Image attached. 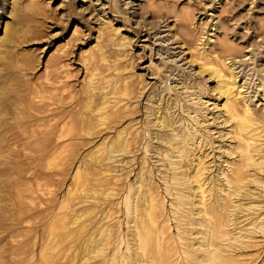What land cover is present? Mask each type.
Listing matches in <instances>:
<instances>
[{"label": "rangeland", "instance_id": "rangeland-1", "mask_svg": "<svg viewBox=\"0 0 264 264\" xmlns=\"http://www.w3.org/2000/svg\"><path fill=\"white\" fill-rule=\"evenodd\" d=\"M209 36L205 49L219 40L238 54L255 40L236 69L251 96L264 83V0H0V264H44L50 227L54 264H264V164L242 169L232 188L241 157L224 100L189 55ZM57 55L70 74L65 150L51 131ZM123 85L121 102L104 96ZM158 108L174 132L154 119ZM129 121L147 140L118 153L116 131ZM171 134L185 139L170 143L179 156L157 139ZM182 153L183 176L171 168Z\"/></svg>", "mask_w": 264, "mask_h": 264}, {"label": "bare ground", "instance_id": "bare-ground-1", "mask_svg": "<svg viewBox=\"0 0 264 264\" xmlns=\"http://www.w3.org/2000/svg\"><path fill=\"white\" fill-rule=\"evenodd\" d=\"M219 26V25H218ZM212 29V28H211ZM220 30V29H219ZM212 31V30H211ZM221 32V31H220ZM222 33V32H221ZM216 35V34H215ZM213 35V36H215ZM226 35V34H225ZM218 37L216 36V39ZM259 37H256V39ZM211 36H209L206 39V43L199 49V52L196 53H189L190 58L192 59V62L195 63L196 67L198 68V71L201 73H206V75L214 80L216 82L215 90L218 97H222L224 100V103L221 106L222 113L224 116H226L224 122L227 124H231V127L233 128L234 136L233 139L236 140V149L239 152V156L241 157V162L239 165H236L230 174L231 180L229 183L232 185V188L238 187V182H241L244 179V175L242 173V169H248L250 166H262L264 162H256L258 159L253 158V154H259L260 151H262L261 146L264 147V95L262 91L264 90V83L255 85L254 90H252L253 94L251 96H246V90L247 84L245 79L242 80L243 76L238 72H236V69L240 68L242 65H244L247 61L252 60V50L254 51L258 46L257 43L250 42L247 47H251V49H248L250 51L246 52L245 54H241V52L235 53L233 51L227 50L226 47L223 46V44L217 40L215 42L216 44H209L207 49H205V45L208 44L210 41ZM261 39V37H260ZM259 39V40H260ZM216 41V40H215ZM257 42V41H256ZM263 42V41H262ZM260 42H258L259 44ZM247 47H244L247 48ZM243 49V51H244ZM245 52V51H244ZM63 56L57 55L54 56L50 60V64L52 67H54L53 71L48 74V81H49V87L50 89L55 93L54 96H59L62 100L52 99L51 105L53 106L52 109V116H54L53 124L51 127V131L55 134L56 140L60 143L61 148L64 150L67 148V137L69 135V98L70 95L67 94V90L69 88V79L70 74L68 72V66L65 64H60L63 60ZM98 60L103 61V58H98ZM95 61L92 60V63L89 64L86 63L85 67L88 69V83L89 87L93 84V80L95 79V76H98V74L92 73L93 64ZM90 65L88 68L87 66ZM57 66V67H55ZM236 66V67H235ZM264 70V67H263ZM262 72V70H261ZM257 87L261 88L260 93L255 90ZM115 89V90H114ZM109 93H104V96H109L111 94H119V102H121V99L125 98L126 96V88L125 85L110 89L108 91ZM251 92V91H250ZM249 92V93H250ZM258 97L259 99H256L255 104H252V107L250 105L252 98ZM63 101H66L63 103ZM260 101V104L262 105L260 108L256 107L257 103ZM178 106V107H177ZM122 107L126 108L127 105L124 103L122 104ZM176 107L180 110L179 105H176ZM148 109V108H147ZM160 108L156 109V111L152 114L154 115V119H162V128L166 131L174 132L175 128L173 127V122L170 117H160L158 114ZM177 110V109H175ZM128 111L123 109L122 112L118 113L115 117V123L119 124L123 119H125L128 116ZM98 113V110H96ZM150 112V111H149ZM163 113V110L160 112V114ZM96 114V113H95ZM89 119H84V124L89 125L90 121ZM92 121V120H91ZM98 124H100V121H97ZM132 121H129V124L119 130L116 131V141H117V151L118 153H127V152H134L140 150V145L143 141L146 139V133L143 131H140L137 133L136 130H134V125L132 124ZM158 125V124H157ZM185 126V125H184ZM189 126V125H188ZM187 126V127H188ZM180 128L184 127L179 126ZM193 126L189 127L185 132L188 133V135H192L196 128H192ZM129 130H132V132H129ZM147 130V129H146ZM148 131V130H147ZM135 132V135L133 133ZM168 141H166V139ZM158 141H166L169 145H171V142L175 143H184L185 139H182L181 142L176 139V135H158L157 137ZM52 140V139H50ZM179 144H172L173 147L170 149V157L179 156V149L181 147H177ZM152 151V148L149 149V152ZM169 151V150H166ZM61 151H56L55 154H60ZM186 153H182L181 161H174L171 162V168L174 169L176 174H179L181 176L186 174L187 168L191 164L189 163L188 159H185ZM62 156L56 157L55 160L60 159ZM50 160L53 161V158L51 157ZM201 161H198L197 164L202 165L203 163H200ZM252 163V165L250 164ZM196 165V164H195ZM194 171V170H193ZM192 171V172H193ZM194 178H189L191 182L195 183L197 187H201L205 179H201L198 172L193 173ZM236 176V177H235ZM253 183H258V180L254 178ZM249 182V183H252ZM148 196V195H147ZM1 205V204H0ZM44 245V246H43ZM40 246L38 255L43 260L44 264H54V245H55V239H54V229L53 227L49 228V235L45 243Z\"/></svg>", "mask_w": 264, "mask_h": 264}]
</instances>
